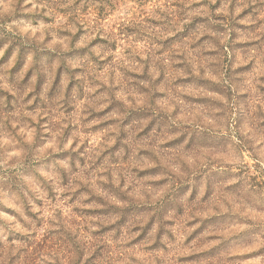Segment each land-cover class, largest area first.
I'll return each instance as SVG.
<instances>
[{
  "label": "clouds",
  "instance_id": "obj_1",
  "mask_svg": "<svg viewBox=\"0 0 264 264\" xmlns=\"http://www.w3.org/2000/svg\"><path fill=\"white\" fill-rule=\"evenodd\" d=\"M250 2L255 7L246 21L230 24L235 15L216 21L205 12L206 27L176 36L180 28L172 18L187 7L185 0L157 4L159 12L148 13L121 0H9L0 9V37L30 36L33 18L22 14L41 9L55 23L40 19L37 30L69 27L75 32L83 26L88 32L79 84L67 98V80L55 95H45V115L65 120L61 110L82 105L83 89L90 104L122 101L125 111L141 110L145 119L137 131L152 125L149 139L138 140L131 131L99 160L81 153L83 160L69 156L56 160L53 168L74 180L87 176L89 186L108 203H118L122 192L137 195L145 183L138 178L141 170L150 166L162 170L173 185L184 186L180 203L186 207L229 211L237 203H264V0ZM217 23L222 30L214 28ZM241 23L249 26L241 28ZM96 35L102 39L88 47ZM29 152L22 145L14 162H9L12 155L0 157V204L15 209L24 222L0 212V264H180L185 253L178 218L160 219L159 237L154 229L139 248L130 247L127 237L101 238L91 218L64 213L62 203L47 201L48 164ZM29 159L32 163L25 162ZM37 199L51 211L39 208ZM26 206L39 214L37 220L25 214Z\"/></svg>",
  "mask_w": 264,
  "mask_h": 264
},
{
  "label": "rangeland",
  "instance_id": "obj_2",
  "mask_svg": "<svg viewBox=\"0 0 264 264\" xmlns=\"http://www.w3.org/2000/svg\"><path fill=\"white\" fill-rule=\"evenodd\" d=\"M8 2L0 0V9ZM33 3L39 4L40 0H33ZM121 3H131L138 6V11L148 13L159 12L154 6L167 5L170 0H121ZM185 4L184 11L172 18L180 28L176 36L206 27L208 17L205 12L211 13L216 21L235 15L236 20L229 21L232 24L246 21L255 7L250 0H185ZM43 11L22 14L33 18L30 36L13 38L6 34L0 37V145H3L0 157L12 155L9 162H14L18 158L16 153L26 145L30 149L29 157L38 155L48 164L46 171L51 179L45 181L47 201L52 205L62 203L64 213L75 212L82 218H91L89 222L96 226L95 234L101 238L109 234L127 237L130 247L139 248L153 235L154 229L159 237L160 219L174 216L182 225L178 238H182L181 250L185 255L179 257L180 264H264V203H249L246 207L237 203L229 211L186 207L180 203L185 195L184 186L173 185L162 170L151 166L141 170L138 178H143L145 183L137 195L122 192L116 197L118 203H108L89 186L87 176L74 180L53 168L56 160L69 156L83 160L85 157L81 153L96 155L99 160L126 140L131 131H135L138 140L149 139L152 125L149 123L137 131V126L145 119L139 115L141 110L125 111L122 101L104 107H99L98 103L90 104L91 98L85 99L83 89L79 96V100L84 101L82 105L73 103L61 110L65 120L57 122L44 114L47 108L45 95H55L67 80V98L73 86L79 84L78 77L85 71L79 62L85 59L88 50L84 46L88 32L83 26L77 27L75 32L69 27H59L52 32L43 28L37 30L36 21L40 19L45 24L55 23L54 19L43 16ZM120 11L124 16L129 15L124 9ZM238 26L249 25L241 23ZM214 28L222 30L223 25L217 23ZM115 30L120 32L118 27ZM101 39L96 35L88 47ZM155 130L161 131L160 128ZM217 150L226 156L223 150ZM142 152L146 153L147 149ZM25 162L32 163L30 159ZM192 199L188 197L189 201ZM35 203L39 208L51 211L45 200L37 199ZM0 212L24 223L11 207L0 204ZM25 214L33 220L39 216L27 206ZM167 223L174 224L175 221ZM146 247L152 249L155 246Z\"/></svg>",
  "mask_w": 264,
  "mask_h": 264
}]
</instances>
